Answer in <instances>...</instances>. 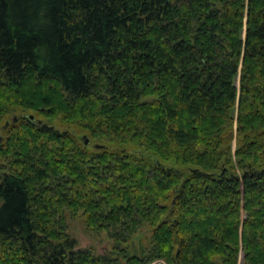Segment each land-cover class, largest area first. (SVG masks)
<instances>
[{"label":"trees","instance_id":"1","mask_svg":"<svg viewBox=\"0 0 264 264\" xmlns=\"http://www.w3.org/2000/svg\"><path fill=\"white\" fill-rule=\"evenodd\" d=\"M0 264H264V0H0Z\"/></svg>","mask_w":264,"mask_h":264},{"label":"rangeland","instance_id":"2","mask_svg":"<svg viewBox=\"0 0 264 264\" xmlns=\"http://www.w3.org/2000/svg\"><path fill=\"white\" fill-rule=\"evenodd\" d=\"M7 122H9V120H7ZM59 129L63 130L65 128L61 127ZM232 145L235 146L234 141ZM89 148L93 149V145H90ZM63 217L66 225V231L76 240L77 248H91L94 253L97 254L113 253V255H116V253L113 252V247L116 245L115 243L117 241L111 237L109 231L93 230L87 228L80 213H77L74 216L68 211H64ZM149 236L150 231L148 226L144 225L139 228L138 233L127 240V243L123 242L119 243L118 245L120 247L127 246V249L131 252L139 253L148 245Z\"/></svg>","mask_w":264,"mask_h":264},{"label":"water","instance_id":"3","mask_svg":"<svg viewBox=\"0 0 264 264\" xmlns=\"http://www.w3.org/2000/svg\"><path fill=\"white\" fill-rule=\"evenodd\" d=\"M87 142V141H86Z\"/></svg>","mask_w":264,"mask_h":264}]
</instances>
